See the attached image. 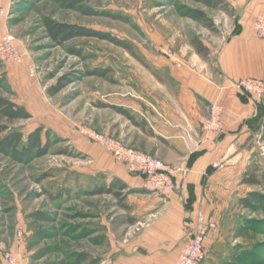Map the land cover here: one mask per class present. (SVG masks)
Returning <instances> with one entry per match:
<instances>
[{"label": "rangeland", "instance_id": "374dc122", "mask_svg": "<svg viewBox=\"0 0 264 264\" xmlns=\"http://www.w3.org/2000/svg\"><path fill=\"white\" fill-rule=\"evenodd\" d=\"M78 1L80 10L64 8L54 0H7L2 6L7 15L0 19V39L6 33L14 37L22 62L35 67L33 81L50 107L13 124L0 119V125L9 126L0 140L13 130L22 133L23 142L36 127L51 133L41 156L16 159L0 151V235L17 247L20 264H108L115 243L144 227L143 223L131 226L123 192L93 193L111 183L105 164L100 165L97 157L106 158L107 165L115 162L80 129L109 134L136 149L119 137L124 121L110 103L122 95H134L140 81L147 83L159 58L181 66L194 55L206 60L193 44L214 46L215 40L227 36L232 20V0H211L215 6L201 0ZM81 9L92 14H83ZM189 10L201 12L204 21L187 16ZM45 18L127 41L133 54L93 37L59 45L45 31ZM70 49L79 54H71ZM3 67L0 97L15 100ZM94 71L105 74H89ZM61 78H66L65 86L48 97L47 90ZM255 128L260 151L264 119ZM246 189L264 195V189ZM251 205L248 208L239 201L229 205L220 221L222 241L212 264H264V206L254 201ZM19 232L22 240L16 244ZM0 264L8 263L0 259Z\"/></svg>", "mask_w": 264, "mask_h": 264}, {"label": "crops", "instance_id": "0c3cea01", "mask_svg": "<svg viewBox=\"0 0 264 264\" xmlns=\"http://www.w3.org/2000/svg\"><path fill=\"white\" fill-rule=\"evenodd\" d=\"M6 2L0 0V7ZM231 8L227 36L207 46L208 59L194 55L181 66L159 58L147 83L140 81L134 95H122L110 103L128 113L129 118L118 114L124 121L118 135L126 145L182 170L173 178V193L164 198L147 191L141 176L97 157L100 165L105 164L110 182L126 187L121 192L131 226L144 224L132 237L115 243L108 264H174L192 234L198 211L217 225L205 243L201 263L212 264L222 241L220 221L232 202L251 191L244 190L250 187L242 183L244 174L253 166L264 168L254 137L257 123L264 119V106L233 87L241 79L264 80V39L256 37L253 27L255 18L264 13V0H232ZM3 63L6 81L16 94L11 101L31 117L46 112L50 107L29 76L28 65ZM212 103L222 108L223 128L205 134L200 120ZM218 162L221 169H211ZM12 250L16 255L14 243Z\"/></svg>", "mask_w": 264, "mask_h": 264}, {"label": "built area", "instance_id": "2783aa9c", "mask_svg": "<svg viewBox=\"0 0 264 264\" xmlns=\"http://www.w3.org/2000/svg\"><path fill=\"white\" fill-rule=\"evenodd\" d=\"M6 15V9L0 7V19L6 18ZM253 27L256 37L264 39V13L255 18ZM0 61L15 64L22 62V55L16 48L14 37L7 33L0 39ZM27 72L30 77H37L33 65L27 66ZM233 87L238 92L251 97L264 106L263 79H241L233 83ZM200 128L205 134L222 130V108L218 103L210 104L208 115L200 120ZM80 133L92 142L101 145L114 162L124 166L129 173L141 176L144 180V188L147 191L164 198L173 193L175 187L173 178L177 172L182 170L180 167H169L146 153L125 146L121 141L109 135L84 128L80 129ZM254 137H257L256 133H254ZM260 153L264 156V146L260 148ZM222 166L221 162L213 163L211 169L219 170ZM203 175L206 176L207 172H204ZM216 228L217 225L214 222L206 219L203 213L198 211L193 221L192 234L181 248L174 264H201L205 259V243ZM21 240V232H19L14 237V242L20 244ZM0 259L8 264H20L19 259L12 250V245L5 243L1 235Z\"/></svg>", "mask_w": 264, "mask_h": 264}, {"label": "trees", "instance_id": "16d2710c", "mask_svg": "<svg viewBox=\"0 0 264 264\" xmlns=\"http://www.w3.org/2000/svg\"><path fill=\"white\" fill-rule=\"evenodd\" d=\"M59 5L67 9H77L80 10L78 6V0H54ZM205 5L208 6H215L211 0H201ZM81 12L86 15H91L92 13L87 9H81ZM192 19L204 21V15L199 11H192L189 10L186 13ZM113 19H118L121 17L111 15ZM43 27L47 32L48 36L57 44H63L69 40L75 38H99L103 40H107L110 43L128 51L129 53L133 54L132 48L130 43L127 41L119 40L113 36H110L107 33H102L84 26L76 25V24H67V23H59L53 21L51 19L45 18L43 19ZM209 27V25H208ZM198 55H200L204 59H208L210 55L209 49L203 45L201 42L196 41L193 44ZM69 52L74 55H78V51L75 49H70ZM1 66V64H0ZM93 75H100L103 76L105 71H94ZM66 78H61L57 81V83L47 90V96L52 97L56 93H58L66 84ZM256 102V101H255ZM258 103V102H256ZM259 104V103H258ZM113 109L116 113L123 115L129 118L128 113L118 107L109 106ZM31 118L30 113L21 105L16 104L15 102L0 97V119L5 121L6 123L13 124L18 120H28ZM9 129L8 125H0V135L7 132ZM41 127H36L35 129L31 130L25 137V141L23 142L22 133L13 130L8 133L5 137L0 140V151L4 154H9L14 158L20 157H30V156H41L45 151L47 145L49 144V136L51 133ZM242 183L246 184L250 187H257L264 189V168H259L256 166L251 167L242 179ZM126 187L124 185H118L117 181H112L106 187H98L96 188L93 193L94 194H104V193H112L114 190H118L121 192ZM254 201L259 203L260 205L264 206V195L258 193L256 191H250L245 197L239 199L240 204L250 208L252 207L251 202Z\"/></svg>", "mask_w": 264, "mask_h": 264}]
</instances>
